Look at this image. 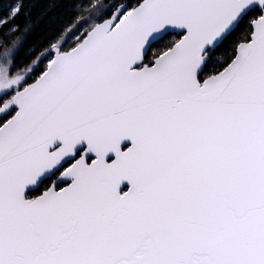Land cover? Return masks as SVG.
<instances>
[{
    "label": "snow or ice",
    "instance_id": "obj_1",
    "mask_svg": "<svg viewBox=\"0 0 264 264\" xmlns=\"http://www.w3.org/2000/svg\"><path fill=\"white\" fill-rule=\"evenodd\" d=\"M0 4V264H264V0Z\"/></svg>",
    "mask_w": 264,
    "mask_h": 264
},
{
    "label": "trees",
    "instance_id": "obj_2",
    "mask_svg": "<svg viewBox=\"0 0 264 264\" xmlns=\"http://www.w3.org/2000/svg\"><path fill=\"white\" fill-rule=\"evenodd\" d=\"M11 2V0H0V4ZM28 12L26 15L33 21H38L32 37V42L39 41L51 26L52 21L62 11L63 0H27Z\"/></svg>",
    "mask_w": 264,
    "mask_h": 264
}]
</instances>
